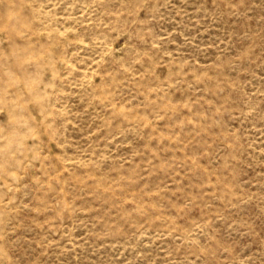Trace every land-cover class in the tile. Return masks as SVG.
<instances>
[{
    "label": "rangeland",
    "instance_id": "rangeland-1",
    "mask_svg": "<svg viewBox=\"0 0 264 264\" xmlns=\"http://www.w3.org/2000/svg\"><path fill=\"white\" fill-rule=\"evenodd\" d=\"M0 264H264V0H0Z\"/></svg>",
    "mask_w": 264,
    "mask_h": 264
}]
</instances>
